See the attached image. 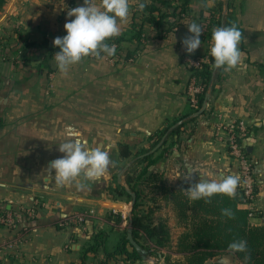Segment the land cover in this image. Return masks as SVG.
<instances>
[{"label":"crops","instance_id":"obj_1","mask_svg":"<svg viewBox=\"0 0 264 264\" xmlns=\"http://www.w3.org/2000/svg\"><path fill=\"white\" fill-rule=\"evenodd\" d=\"M232 1L235 21L242 27L244 15H264V0ZM50 4L48 0H9L0 12V208L18 210L41 203L24 227L0 226V264H154L143 258L117 260L104 250L86 253V249L99 231L108 233L107 247L115 249L125 235L131 203L126 196L113 197L109 187L124 185L126 172L122 181L119 174L135 161L137 151L151 146L152 134L191 111L189 58L207 60L211 40L202 41L192 54L182 41L189 35L186 25L201 26L203 2L194 0L187 20L164 37H159L157 27L147 25L139 50L135 51L136 42H125L120 57L84 58L66 73L60 72L54 57L47 62L34 57L39 60L29 70L28 41H53L67 34L64 16L57 15L60 9L66 11L65 5ZM118 24L120 33L129 28L127 23ZM243 43L241 38L243 64L224 70L206 110L182 128L174 146L153 166L169 186L186 190L201 180L238 176L235 160L214 130L216 116L221 114L248 121L245 144L255 161L258 199L264 200L260 188L264 183L260 168L264 167V75L253 71V62L261 61L248 59ZM133 50L134 56L127 57ZM191 118L192 114L178 121ZM75 139L86 148L103 147L113 163L98 179L82 173L70 184L58 185L55 171L50 174L48 166L65 155L59 145ZM122 144L130 145L131 156H121ZM190 172L193 177L186 179ZM256 208L259 212L252 223L263 224L264 209ZM78 213L86 214L84 221L68 222ZM169 223L176 227L174 215ZM181 231L178 226L172 230L173 250ZM216 263L244 264L230 252L205 264Z\"/></svg>","mask_w":264,"mask_h":264},{"label":"trees","instance_id":"obj_2","mask_svg":"<svg viewBox=\"0 0 264 264\" xmlns=\"http://www.w3.org/2000/svg\"><path fill=\"white\" fill-rule=\"evenodd\" d=\"M9 0H0V12ZM194 0H152L151 3H144L146 7L143 11L134 10L132 20L129 23V29L120 33L118 36L112 37L106 41L109 45H115L116 52L114 56L120 57L123 54V44L125 42H136L139 50L146 40V26L151 25L159 29V37H164L173 31L177 26L181 25L190 16L192 4ZM203 9L200 13L201 26L203 34L201 41H210L212 30L216 27H225L236 25L243 34V29L238 24L232 22L230 11L233 7L232 0H224L219 2L215 7H210L208 0H201ZM168 6L167 9L164 7ZM225 7L227 12H225ZM67 35V34H66ZM32 45L33 42L29 43ZM49 55H55L60 49L45 41ZM134 50L128 51L127 57L134 56ZM104 55V54H102ZM224 69L214 67V58L209 54L207 60L202 59L201 68H196L194 74L202 78L205 86L203 93L198 96V103H191V111L189 114L181 118L174 119L164 128L157 130L150 136L153 143L150 148H142L136 152L135 162L126 171V183L129 188L137 193V201L135 203L132 215L133 234L135 239L146 249L149 255H157L165 258L166 264H205L210 258L217 255L230 252L233 253L244 264H264V223L254 224L250 217V209L240 206L242 196L240 190L235 191L233 196L225 194H215L210 198L198 200L189 199L182 187L169 186L159 172L150 173V188L156 193H162L168 204L173 206L178 218V224L184 226L183 232L179 235L175 250L172 253L183 254L182 258H174L173 254H165L162 249L171 247L172 231L167 219L160 217L157 220L151 219L153 209L147 211L142 216L140 208L143 206L141 202L143 190L140 186L141 178L148 172L149 166L156 163L159 159L155 153L145 154L153 147L163 141L159 150L164 153L169 152L176 143L174 137L179 135L182 128L196 117L184 121L176 128H172L180 119H185L191 114L199 111L205 101L207 93H214L217 85L224 78ZM121 156L129 157L132 150L129 144L121 145ZM158 150V151H159ZM156 156V157H155ZM136 164H146L141 171L137 170ZM155 180L162 183L157 185ZM109 193L113 197L126 196L132 199L131 193L128 192L125 185L118 183L116 187H109ZM153 197L156 202L157 196ZM158 206V205H157ZM222 210H229L228 215L222 214ZM257 217V216H256ZM108 233L99 231L94 234L93 241L86 249L88 252L106 251L107 257H114L117 260L136 261L142 259V253L127 239L126 234L119 240L115 249L109 250ZM140 236L152 242L153 246L146 247L141 241ZM246 241L245 251H230L229 244L233 241ZM121 255L122 258H118ZM83 264H86L84 261Z\"/></svg>","mask_w":264,"mask_h":264},{"label":"clouds","instance_id":"obj_3","mask_svg":"<svg viewBox=\"0 0 264 264\" xmlns=\"http://www.w3.org/2000/svg\"><path fill=\"white\" fill-rule=\"evenodd\" d=\"M144 3L138 4L143 11ZM69 19L65 23L67 35L56 37L54 46L60 49L54 59L60 72L66 73L71 65L79 63L82 58L93 56L102 59V54L114 56L115 45L106 41L120 34L118 20L123 22L129 15V0H84L83 6L72 8L67 13ZM189 35L182 41L187 53H194L201 46L202 27L192 22L186 25ZM242 38L236 25L216 27L212 30L210 54L214 58L215 68L231 70L243 64L244 53L238 47ZM226 66V67H225ZM59 151L65 155L53 160L48 169L50 174L55 171L58 185L70 184L82 173L88 179H98L106 173L110 164L109 152L103 147L86 148L79 139L70 140L59 145ZM190 172L186 179H191ZM240 181L237 175H221L219 181L201 180L183 190L191 200L210 198L215 194L233 196ZM228 215L229 210H222ZM230 251H245L246 241H233L229 244Z\"/></svg>","mask_w":264,"mask_h":264},{"label":"rangeland","instance_id":"obj_4","mask_svg":"<svg viewBox=\"0 0 264 264\" xmlns=\"http://www.w3.org/2000/svg\"><path fill=\"white\" fill-rule=\"evenodd\" d=\"M211 1H213V0L207 1L208 5L210 7H215L219 4V2L224 1V0H214V1H216L215 6L211 5ZM48 2H49V4L53 3L55 5L57 2H59V3H63V5H65L66 11H61V9H60V12L57 13V15H63L64 16V17L61 16V17H63L62 22H64V23L68 22L69 19H75V17H71V18L68 17L67 13L70 9L75 8L77 6H83L84 5V0H48ZM95 2L97 4H99L98 0L97 1L95 0ZM151 2H152V0H129V13L130 12L134 13V10H136L138 8L139 3H151ZM243 5H244V11H245L246 10L245 1H244ZM164 8L167 9L168 6H166ZM225 12H227L226 7H225ZM54 15L55 16H53V18H52L53 21L51 20V24L54 22V19L56 18L55 12H54ZM131 15H129L125 21H123V22L120 21V22L121 23H127L129 25V23L132 20ZM234 17L235 16L233 15V7H232V9L230 11V18L232 19V22H234L235 24H238L240 27H242L241 24H239L237 21H235ZM243 17H244L243 24L245 26V27H242V29H243L242 38L244 39L243 48H244L245 52H247L248 59H259L261 61V62H256L257 65L255 64V62H253V64H254L253 66L254 67L256 66L253 71L255 72L256 69H258V71H260V73H262L264 75V15H256V16L255 15L245 16L244 15ZM44 41H48L51 45L54 44V40L51 41V40H48L47 38L40 39L39 41H37V40L34 42L32 41L33 42L32 45L28 44V64L27 65L29 66V70H31L32 68H35V66H36L35 62L39 60V59L38 60L34 59V57H40L42 59L44 57L47 59V60L44 59L45 62L49 61V59H53L54 55L51 56L48 54V52L45 53V51H47V48H46V45L44 44ZM29 43H31V42L29 41ZM42 45H44V46L42 47ZM102 56L106 57V58H108V57L110 58V56H107L106 54H104ZM84 58L96 59V57H93V56H88V57H84ZM84 58H82V59H84ZM45 70L48 71L46 68L44 69V71ZM261 82L264 83L263 80H261ZM186 132L190 133L189 130H187ZM223 144H224V147L226 149H228L227 144H225L224 142H223ZM159 149H160V147L158 148V150ZM158 150L153 152V153H155V155L159 157V159H158V161H159L160 159H162L164 157L165 153L163 152V150H159V151ZM262 162L264 163V160ZM156 163L149 166L148 172L141 178V180L139 182L140 183L139 187H141L143 190V195H142V199H141L143 206L140 208V210H139L140 212H138V213L140 215L144 216L147 213V211L153 209L151 214H150L151 219L153 218L154 220H157L160 217H163V218L167 219L168 222H170V220L173 218V215H174V218L176 220V227H175V225L171 226V224L169 223V225L171 227V231L174 230V228H177V226L180 228H183V230H184V226L178 224L179 221H178L177 215L175 213V210L173 209V206L167 203L166 199L163 197V194L162 193L161 194L155 193L157 196L156 202L153 199L155 194H154V191L150 188V185H149L150 182L149 181H153L152 179H150V173L154 172L153 166ZM136 166H137V170L141 171L144 167H146V164H136ZM260 168L263 172L262 173L263 176H261V178L264 179V167L262 165H260ZM155 182L157 183V185L162 186V183L160 181L155 180ZM165 182L167 183V181H165ZM260 188L262 189V191L264 193V183L262 184V186ZM127 199L129 200V203H131L132 199H129V198H127ZM257 206H261L264 209V200L263 199L260 200V198L258 199V197H257L255 200V206H253V207L255 209H257L256 208ZM256 211L259 212V210H256ZM259 221H260V219H259ZM128 226H129V222H128V225L124 231V234L127 233ZM172 227H173V229H172ZM181 233H182V231H181ZM140 241L146 247L151 248V246H153L152 242L146 240V238H144L143 236H140ZM171 245L173 246V243H171ZM172 246L168 247V248H164V249H162V251L164 252V250H165L167 252V253L164 252L165 254H170V252L173 251ZM174 258H176V257H174ZM150 260L153 263H154V261H157V264H160V263L166 264V262L164 261L165 258H163V257L160 258L157 255H150Z\"/></svg>","mask_w":264,"mask_h":264},{"label":"built area","instance_id":"obj_5","mask_svg":"<svg viewBox=\"0 0 264 264\" xmlns=\"http://www.w3.org/2000/svg\"><path fill=\"white\" fill-rule=\"evenodd\" d=\"M189 62L193 67L188 82L187 94L190 102L197 104L198 96L203 93L205 86L202 78L196 76L194 71L196 68H201L202 60L189 58ZM214 130L221 140L227 144L229 154L236 162L238 176L240 177L237 190H240L242 196L240 206L250 209V217L253 219L257 216V211L253 205L259 195V191L255 161L245 144V139L250 133V125L246 119L225 118L219 114L216 116ZM40 204L37 201L18 210H8L6 207L0 208V226L16 228L20 225V227H24L29 219L37 215V209ZM85 217L86 214L78 213L71 216L68 222H82Z\"/></svg>","mask_w":264,"mask_h":264},{"label":"water","instance_id":"obj_6","mask_svg":"<svg viewBox=\"0 0 264 264\" xmlns=\"http://www.w3.org/2000/svg\"><path fill=\"white\" fill-rule=\"evenodd\" d=\"M217 69V68H216ZM211 92L207 93L206 95V98H205V101L201 107V109L197 112H195L194 114H192V116H198L200 114H202L206 108H207V105H208V102L211 98ZM186 120V119H185ZM183 123V120L181 121H178L177 123H175L173 125L172 128H176L177 126L181 125ZM164 141V140H163ZM163 141H161L158 145H156L155 147H153L150 151H148L147 153L145 154H151L155 151L158 150L159 147L162 146L163 144ZM134 161H131L130 163H128L124 169L121 171V173L119 174V181H122V175L128 170V168L131 166V164L133 163ZM124 185L126 186L127 190L129 193H131L132 195V200H131V209L129 211L130 215H132V212H133V209H134V206H135V203L137 201V193L132 191L129 186L127 185V183L125 182ZM238 189V186L236 187V190L237 191ZM131 217V216H130ZM126 236H127V239L130 241V243L136 248L137 251L141 252L142 253V258L143 259H150V255H149V250L144 248L134 237V234H133V226H132V220L130 219L129 221V226L127 228V233H126ZM160 258H162V256H160ZM154 264H157V261H154ZM216 264H221V263H216Z\"/></svg>","mask_w":264,"mask_h":264}]
</instances>
